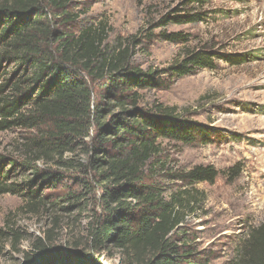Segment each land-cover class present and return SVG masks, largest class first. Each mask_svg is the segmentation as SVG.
I'll return each mask as SVG.
<instances>
[{
	"label": "trees",
	"instance_id": "trees-1",
	"mask_svg": "<svg viewBox=\"0 0 264 264\" xmlns=\"http://www.w3.org/2000/svg\"><path fill=\"white\" fill-rule=\"evenodd\" d=\"M76 3L0 0V132L16 129L22 136L19 154H0V194L34 201L39 182L69 177L99 193L98 211L87 223V251L74 244V251L63 252L46 236L33 241L25 262L44 264L64 254L59 264H102L103 253L117 250L121 264H208L194 247L197 237L187 229L186 215L203 197L193 185L211 183L216 170L166 169L160 140L205 144L209 129L161 104L145 107L142 91L165 86V70L140 69L131 60L129 38L110 41V26L82 18ZM202 15L173 20L194 22ZM179 35L161 37L178 42ZM209 55L187 51L167 72L181 78L212 68ZM231 56L226 58L239 61ZM18 173L31 178L20 180ZM177 181L184 186L176 190ZM52 195L58 203L77 196ZM232 264H264V223L248 230Z\"/></svg>",
	"mask_w": 264,
	"mask_h": 264
},
{
	"label": "rangeland",
	"instance_id": "rangeland-1",
	"mask_svg": "<svg viewBox=\"0 0 264 264\" xmlns=\"http://www.w3.org/2000/svg\"><path fill=\"white\" fill-rule=\"evenodd\" d=\"M76 2L84 12L82 18L102 20L110 26V41L129 38L131 60L140 69L165 70L160 73L167 81L165 86L142 91L145 107L161 104L176 116L209 129L210 142L205 144L160 140L161 156L166 169L173 171H188L197 165H211L216 170L211 183L193 185L203 197L186 215V224L197 237L194 247L200 258L205 257L208 264H232L248 230L264 223V13H253L264 7V0ZM197 13L203 14L201 20H173L175 15ZM171 32L183 40L171 42L161 37ZM197 49L210 54L212 68H200L181 78L168 74L167 69L181 62L187 51ZM230 55L239 61L226 58ZM20 137L16 129L0 132V154H19ZM17 175L23 181L31 178ZM80 183L70 177L56 184L41 181L34 201L0 194V264H27L24 256L33 253V241L46 236L49 246L63 252L74 251V244L87 251V223L93 211H98L99 193ZM176 184V190L184 186ZM68 191H75L76 201L58 203L53 199L54 192ZM119 256L114 250L103 253L99 261L121 264Z\"/></svg>",
	"mask_w": 264,
	"mask_h": 264
},
{
	"label": "water",
	"instance_id": "water-1",
	"mask_svg": "<svg viewBox=\"0 0 264 264\" xmlns=\"http://www.w3.org/2000/svg\"><path fill=\"white\" fill-rule=\"evenodd\" d=\"M64 255V254H63ZM62 254L61 255H56L54 256L53 258H51L48 262L44 263V264H52L54 263L55 261H57L58 259L62 258L63 256Z\"/></svg>",
	"mask_w": 264,
	"mask_h": 264
},
{
	"label": "bare ground",
	"instance_id": "bare-ground-1",
	"mask_svg": "<svg viewBox=\"0 0 264 264\" xmlns=\"http://www.w3.org/2000/svg\"><path fill=\"white\" fill-rule=\"evenodd\" d=\"M260 11H262V13H264V7H263L262 9L259 8V9L254 10L253 13H254V14H257V13H259Z\"/></svg>",
	"mask_w": 264,
	"mask_h": 264
}]
</instances>
